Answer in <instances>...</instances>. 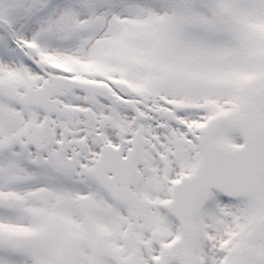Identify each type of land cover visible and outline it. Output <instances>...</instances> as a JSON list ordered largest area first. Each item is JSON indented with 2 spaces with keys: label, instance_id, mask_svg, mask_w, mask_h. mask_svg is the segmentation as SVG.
Returning <instances> with one entry per match:
<instances>
[{
  "label": "snow or ice",
  "instance_id": "6c2138e0",
  "mask_svg": "<svg viewBox=\"0 0 264 264\" xmlns=\"http://www.w3.org/2000/svg\"><path fill=\"white\" fill-rule=\"evenodd\" d=\"M0 264H264V0H0Z\"/></svg>",
  "mask_w": 264,
  "mask_h": 264
}]
</instances>
